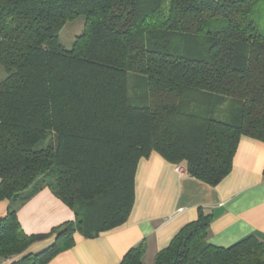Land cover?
I'll return each mask as SVG.
<instances>
[{
  "label": "trees",
  "instance_id": "1",
  "mask_svg": "<svg viewBox=\"0 0 264 264\" xmlns=\"http://www.w3.org/2000/svg\"><path fill=\"white\" fill-rule=\"evenodd\" d=\"M262 1L0 0V64L12 70L0 81V259L46 264L75 233L122 225L152 151L215 186L241 136L264 142ZM80 16L65 49L59 32ZM184 46L200 56L179 54ZM44 187L75 218L28 235L17 209ZM210 221L199 211L152 264H264L255 236L210 244ZM144 252L137 244L120 264H143Z\"/></svg>",
  "mask_w": 264,
  "mask_h": 264
},
{
  "label": "crops",
  "instance_id": "2",
  "mask_svg": "<svg viewBox=\"0 0 264 264\" xmlns=\"http://www.w3.org/2000/svg\"><path fill=\"white\" fill-rule=\"evenodd\" d=\"M181 167L183 172L177 170ZM185 162L176 165L156 151L141 157L135 169L134 203L120 226L86 238L74 234V245L46 264H120L125 253L142 243L143 264H152L185 224L196 220L199 211L211 215L207 241L228 247L255 236L264 242V142L241 136L229 173L215 186L190 176ZM8 201H0V217ZM24 233H47L75 218L74 211L44 187L17 209ZM51 239L31 244L38 251ZM20 256L0 259L10 264Z\"/></svg>",
  "mask_w": 264,
  "mask_h": 264
},
{
  "label": "rangeland",
  "instance_id": "3",
  "mask_svg": "<svg viewBox=\"0 0 264 264\" xmlns=\"http://www.w3.org/2000/svg\"><path fill=\"white\" fill-rule=\"evenodd\" d=\"M262 4L264 5V0L259 5ZM261 10L262 12H264V7ZM83 24H84L83 16H80L76 19H73L65 23V25L62 27V29L59 32V40L63 48L69 49L71 47V44L75 36L82 31ZM256 25L259 31L264 33V13L261 14V16H257ZM191 47L190 50H188L189 48H187V46H184L183 49L178 47V53L188 57H199L200 51H194ZM10 72H12V70H7L3 65L0 64V81L4 79ZM32 187L33 186H31L29 189H32Z\"/></svg>",
  "mask_w": 264,
  "mask_h": 264
},
{
  "label": "built area",
  "instance_id": "4",
  "mask_svg": "<svg viewBox=\"0 0 264 264\" xmlns=\"http://www.w3.org/2000/svg\"><path fill=\"white\" fill-rule=\"evenodd\" d=\"M177 170L183 172V169L181 167H177Z\"/></svg>",
  "mask_w": 264,
  "mask_h": 264
}]
</instances>
